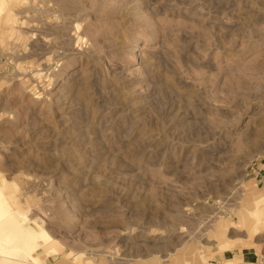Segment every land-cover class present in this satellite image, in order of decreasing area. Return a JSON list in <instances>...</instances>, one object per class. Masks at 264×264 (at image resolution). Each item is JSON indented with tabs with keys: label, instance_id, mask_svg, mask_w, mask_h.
I'll return each mask as SVG.
<instances>
[{
	"label": "rangeland",
	"instance_id": "1",
	"mask_svg": "<svg viewBox=\"0 0 264 264\" xmlns=\"http://www.w3.org/2000/svg\"><path fill=\"white\" fill-rule=\"evenodd\" d=\"M0 191L36 264H264V0H0Z\"/></svg>",
	"mask_w": 264,
	"mask_h": 264
},
{
	"label": "bare ground",
	"instance_id": "2",
	"mask_svg": "<svg viewBox=\"0 0 264 264\" xmlns=\"http://www.w3.org/2000/svg\"><path fill=\"white\" fill-rule=\"evenodd\" d=\"M5 196L0 191V264H36L51 249L50 238L20 218Z\"/></svg>",
	"mask_w": 264,
	"mask_h": 264
}]
</instances>
